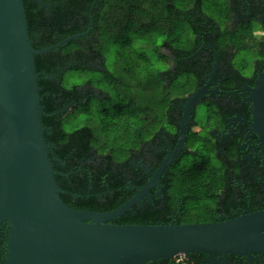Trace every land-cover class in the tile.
I'll use <instances>...</instances> for the list:
<instances>
[{"label":"trees","instance_id":"trees-1","mask_svg":"<svg viewBox=\"0 0 264 264\" xmlns=\"http://www.w3.org/2000/svg\"><path fill=\"white\" fill-rule=\"evenodd\" d=\"M42 1L44 4L24 0L36 50L88 32L36 56L40 103L45 113L42 123L54 179L61 190L60 198L78 210L112 211L135 194L131 187L143 184L131 161L161 125L178 122L176 104L186 100V94L196 90L199 77L210 70L203 64L202 53L197 54L201 43H209L217 54L226 57L233 50L234 59L264 44L247 43L255 31L252 22L228 25L235 10L231 0ZM252 9L260 13L259 4ZM110 46L119 63L118 72L106 64ZM145 48L160 59H180L178 74L186 78L180 81L179 89H172L179 76L166 79L169 65L162 71ZM261 53L264 56V51ZM73 70H97L102 78L96 84L87 80L67 88L65 73ZM91 100L99 104L95 116ZM67 106L72 107L70 113ZM79 107L89 116L86 125L68 132L66 121ZM209 113L213 116L210 109ZM189 141L190 147L205 144L197 133H191ZM196 152L200 154V150ZM214 159L200 156L172 166L161 201L154 199L142 210L134 207L113 223L168 225L172 224L173 210L177 211L174 224L214 222L212 212L225 187L221 164ZM178 260L163 259L161 263L193 264Z\"/></svg>","mask_w":264,"mask_h":264},{"label":"water","instance_id":"water-1","mask_svg":"<svg viewBox=\"0 0 264 264\" xmlns=\"http://www.w3.org/2000/svg\"><path fill=\"white\" fill-rule=\"evenodd\" d=\"M87 34L36 50L24 0H0V225L11 226L7 264H153L178 256L188 259L192 254L211 258L215 254H264V210L222 222L113 223L133 206L141 208L143 197L179 157L201 91L184 107L175 152L137 195L109 212L78 210L64 203L44 134L36 56ZM208 47L217 61L216 72L218 55ZM262 70L250 100L251 125L264 147V65Z\"/></svg>","mask_w":264,"mask_h":264},{"label":"flooded vegetation","instance_id":"flooded-vegetation-1","mask_svg":"<svg viewBox=\"0 0 264 264\" xmlns=\"http://www.w3.org/2000/svg\"><path fill=\"white\" fill-rule=\"evenodd\" d=\"M231 2L235 10L228 25L234 27L231 23L241 25L246 22L253 24L256 22L261 26L262 32L254 31L248 37L250 41L247 43L255 40L260 44L264 43V0H231ZM256 4L260 6L258 14L252 9ZM208 45L210 44L201 43L197 54L202 53L203 64L209 66L210 70L199 77L196 90L187 93L186 100H180L176 104L174 111L178 112L180 119L178 122L161 125L149 142L141 144L136 157L131 161V166L139 176V180L143 181V184L138 187H131L136 191L131 197L133 198L148 184L164 159L175 152L179 144L180 123L184 107L193 94L198 91L203 92L193 107L186 139L179 157L164 172L151 192L143 197L141 208L135 205L132 210L134 207L142 210L146 204L152 205L154 199L161 201L165 197V184L171 167L178 163H185L187 159L184 160V157L187 155L197 156L194 160L199 159L200 156L203 159L216 157L221 164L225 187L220 191L216 208L212 212L214 222L228 221L238 218L244 213L264 210V147L251 125L253 115L250 100L251 88L256 87V81L263 71L264 56L261 52L264 51V44L252 49L258 52L259 58L254 59L253 71L249 75L247 74L248 70L246 72L240 70L234 64L233 50L227 57L217 54L218 67L215 72L217 61ZM171 62L172 68L168 69V73L165 75L166 79L176 78L179 76L178 73L181 75L180 59L172 56ZM169 72L172 73V77H169ZM202 103H205L208 110L211 107L215 109L213 116L206 114L207 122L203 124L202 121H197L198 106ZM209 105L211 107L208 108ZM69 107L67 106V108ZM200 131L205 137L199 134ZM191 133L199 134L204 140L205 146L203 144L202 146L207 156L200 155L196 152L197 150L190 147L189 135ZM170 218L171 223L176 221V210L172 211ZM10 230L9 223L4 222L0 225V264H7L8 261ZM162 260H157L153 264H162ZM186 260L192 261L193 264H264V254H252L251 256L215 254L213 258L205 254H192Z\"/></svg>","mask_w":264,"mask_h":264},{"label":"rangeland","instance_id":"rangeland-1","mask_svg":"<svg viewBox=\"0 0 264 264\" xmlns=\"http://www.w3.org/2000/svg\"><path fill=\"white\" fill-rule=\"evenodd\" d=\"M254 28H255V32L256 33H260L262 32V28L258 23H254ZM260 39V38H259ZM247 41H250V39L247 38ZM258 41L255 40L254 42H250L249 44H257ZM145 50H147V53L149 54V56L151 57V59L154 61L155 65L158 68H162V71L166 70V65H169V68L171 69V60H165V59H160L159 56L157 54H154L153 52H151L148 48H145ZM165 55L170 56L171 57V53L167 50H163L162 51ZM255 58H259L258 52L257 51H253V50H246L244 53L238 54L235 59H234V63L237 66V68H239L241 70V68L246 72L247 70V74L249 75L252 71H253V64H254V59ZM106 64L107 67L111 70V71H116L118 72L120 67L117 66L118 61L115 60V52H114V48L112 46H110L108 48V52H107V60H106ZM102 78V75L100 73V71H83V70H73V71H67L65 73V77H64V85L67 88H71L74 85H82L84 84L87 80H92L95 84L98 80H100ZM186 77L184 75L179 76L176 79V82L173 85V90L174 89H179V84L180 81H184ZM181 79V80H180ZM97 94H99L97 92ZM137 97H140L139 93H136ZM138 99V98H137ZM99 104L96 101L91 100V106L93 107V116H95L97 114V110L99 108L98 106ZM211 107L210 105L208 106V108ZM72 107L69 108V113L71 111ZM82 109V107H79V111H76V113L71 114L69 116V118L66 121L65 127H66V131L68 132H72L78 128H81L83 126L86 125V118H88L89 116L84 114L83 112H80V110ZM215 109L213 107L210 108V111L212 112V115H214ZM206 114H209V110L207 109L205 103H202L198 106V111H197V121L201 122L202 124L207 122V117ZM165 124V123H164ZM201 136L203 132L200 131L199 133ZM205 137V136H204ZM192 149H195L197 151L200 150V155H206L205 150L203 149V146L201 147L199 144L193 145L191 147ZM207 156V155H206ZM187 159V160H186ZM195 159L194 156L192 155H187L184 157V160H186L185 162H191ZM212 161H215L214 157H212ZM179 259L185 260L186 257L185 256H181L178 257Z\"/></svg>","mask_w":264,"mask_h":264},{"label":"built area","instance_id":"built-area-1","mask_svg":"<svg viewBox=\"0 0 264 264\" xmlns=\"http://www.w3.org/2000/svg\"><path fill=\"white\" fill-rule=\"evenodd\" d=\"M178 257H181V256H178ZM177 258V257H176ZM182 259H179L178 262H180Z\"/></svg>","mask_w":264,"mask_h":264}]
</instances>
